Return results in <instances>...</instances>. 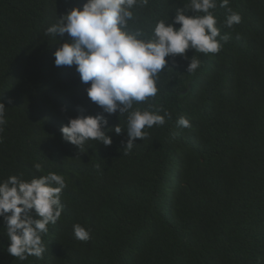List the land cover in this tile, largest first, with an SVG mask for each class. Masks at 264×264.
<instances>
[{"label": "trees", "instance_id": "1", "mask_svg": "<svg viewBox=\"0 0 264 264\" xmlns=\"http://www.w3.org/2000/svg\"><path fill=\"white\" fill-rule=\"evenodd\" d=\"M86 0H0V181L65 177L63 212L42 234V257L7 252L0 219V264H264V0H229L241 22L225 26L228 8L212 9L222 48L166 57L158 93L134 104L169 115L148 137L123 150L126 131L110 146L88 141L80 151L60 129L77 115L103 114L105 130L126 116L107 115L87 97L75 65L54 66L70 38L46 34L56 16ZM189 0H147L130 27L151 35L156 22ZM192 13L189 11L188 13ZM174 27L178 28L179 25ZM219 39V37H218ZM200 66L187 73L189 59ZM183 116L190 127L178 126ZM39 164L37 171L34 165ZM91 229L88 241L73 225Z\"/></svg>", "mask_w": 264, "mask_h": 264}, {"label": "clouds", "instance_id": "2", "mask_svg": "<svg viewBox=\"0 0 264 264\" xmlns=\"http://www.w3.org/2000/svg\"><path fill=\"white\" fill-rule=\"evenodd\" d=\"M147 4V0H86L81 8H72L57 18L46 29V34L70 38L58 43L53 53L54 66L75 65L80 80L89 84L85 89L87 97L102 109V113L126 116V128L119 122L105 130L107 119L103 114L95 116L77 115L70 118L60 132L62 139L80 151L88 141L104 146L112 143L108 131L116 135L126 131L127 139L123 150L130 152L136 140L148 137L146 128L165 123L162 109L150 111L134 107L158 93L157 81L168 61L166 57L186 58L188 49L203 54H215L222 48L221 41L227 36L220 35L217 20L212 9L217 0H189L188 5L175 10L169 22L160 19L147 35L140 27H130L134 19L133 9ZM229 0H220V7L228 8ZM189 11L192 13L189 15ZM225 26L231 28L241 22V16L228 8ZM179 25L178 28L174 27ZM219 37V39H218ZM200 60L192 56L186 72L194 73ZM5 106L0 103V133L4 131ZM178 126L190 127L187 118L181 116ZM37 171L39 164L34 165ZM67 187L65 177L49 172L31 180L9 176L0 181V219L6 225L7 252L24 261L28 256L42 257L46 248L42 234L48 225L55 224L61 217L63 206L61 193ZM73 234L80 241H88L91 229L77 223Z\"/></svg>", "mask_w": 264, "mask_h": 264}]
</instances>
